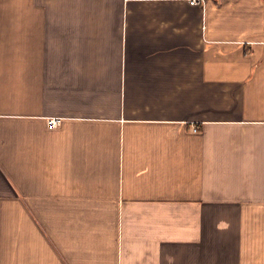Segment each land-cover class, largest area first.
<instances>
[{
    "label": "crops",
    "instance_id": "crops-1",
    "mask_svg": "<svg viewBox=\"0 0 264 264\" xmlns=\"http://www.w3.org/2000/svg\"><path fill=\"white\" fill-rule=\"evenodd\" d=\"M0 264H264V0H0Z\"/></svg>",
    "mask_w": 264,
    "mask_h": 264
},
{
    "label": "built area",
    "instance_id": "built-area-1",
    "mask_svg": "<svg viewBox=\"0 0 264 264\" xmlns=\"http://www.w3.org/2000/svg\"><path fill=\"white\" fill-rule=\"evenodd\" d=\"M189 4H199V5H204L205 4V0H187ZM58 121L57 118H51L49 119V125H54L56 124Z\"/></svg>",
    "mask_w": 264,
    "mask_h": 264
}]
</instances>
